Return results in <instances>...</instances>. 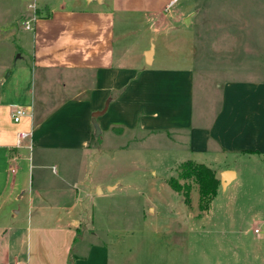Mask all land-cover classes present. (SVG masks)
I'll return each mask as SVG.
<instances>
[{
	"label": "crops",
	"instance_id": "1",
	"mask_svg": "<svg viewBox=\"0 0 264 264\" xmlns=\"http://www.w3.org/2000/svg\"><path fill=\"white\" fill-rule=\"evenodd\" d=\"M172 1L17 0L9 36L31 33L34 51L29 65L16 66L12 91L0 92V218L13 199L23 203L0 220V264H69L83 194L75 184V193L68 189L65 175L64 190L34 187L33 178L26 185L23 172L48 170L50 157L91 151L102 135L106 142L126 135L173 140L186 150V162L213 169L221 188L222 174L232 171L223 189L237 172L213 163L264 156V81H240L234 73L245 67L215 50L264 45V0ZM33 17L32 30H25ZM181 21L194 26L189 44L199 51L186 65H157V37ZM130 38L139 42L140 60ZM14 108L27 111L18 123ZM99 112L96 137L91 121ZM21 133L29 135L19 140Z\"/></svg>",
	"mask_w": 264,
	"mask_h": 264
},
{
	"label": "rangeland",
	"instance_id": "2",
	"mask_svg": "<svg viewBox=\"0 0 264 264\" xmlns=\"http://www.w3.org/2000/svg\"><path fill=\"white\" fill-rule=\"evenodd\" d=\"M16 6L17 0H0V78L6 79L0 83V92L5 95L14 88L16 66L29 65L33 60L32 34L25 33L24 39L20 33L19 38L17 34L14 39L9 36L8 28L15 20L8 19L16 18ZM174 26L178 27H171L166 38L160 34L157 37V65H186L185 59L189 60L194 50L199 51L189 44L194 26L189 28L183 21ZM136 42L134 38L127 41L132 43L134 57L140 60V45ZM258 44L215 50L228 52L227 58L233 56L238 66L245 67L234 73L240 81H264V71L259 69L264 62V45L260 41ZM210 55L215 60L216 54ZM106 140L102 135L91 151L76 158L45 159L48 170L23 172L26 185L33 178L34 187L41 183L64 190L67 184L59 177L65 175L68 189L75 193V184L79 195L83 194L79 202L81 216L77 218L82 221L72 237L69 264H264V156L213 163L217 170L233 169L237 178L224 189L220 185L205 210L200 207L197 186L179 177L187 160L186 150L178 143L139 135ZM173 180L181 185L192 184L189 204L184 203V192L170 187ZM98 190L103 193L98 194ZM22 204L13 199L2 217L17 212ZM26 216L25 207L20 218L26 220ZM34 217L37 219V215Z\"/></svg>",
	"mask_w": 264,
	"mask_h": 264
},
{
	"label": "trees",
	"instance_id": "3",
	"mask_svg": "<svg viewBox=\"0 0 264 264\" xmlns=\"http://www.w3.org/2000/svg\"><path fill=\"white\" fill-rule=\"evenodd\" d=\"M182 180L193 183L198 188L200 207H209L210 203L215 199L220 187V181L216 177L215 172L204 164H198L193 161L183 163L179 176ZM170 187L175 192H184V203H190V193L192 184L181 185L176 180L169 182Z\"/></svg>",
	"mask_w": 264,
	"mask_h": 264
},
{
	"label": "built area",
	"instance_id": "4",
	"mask_svg": "<svg viewBox=\"0 0 264 264\" xmlns=\"http://www.w3.org/2000/svg\"><path fill=\"white\" fill-rule=\"evenodd\" d=\"M176 1H178V0H173L172 3H175ZM35 21H36V18L33 17L31 20L25 22L24 29L28 30V31H31L32 30L31 23L35 22ZM10 115H11L12 121L14 123H18L22 117L27 115V111L22 109V108H14L11 111ZM28 135L29 134L21 133V134L18 135V139L19 140H24V139H26L28 137ZM19 140H18V143L20 142ZM7 162H8L9 165H11V168L9 169L10 173L11 174H15L16 169L13 167L15 159L14 158H9ZM256 233H258V230L256 231Z\"/></svg>",
	"mask_w": 264,
	"mask_h": 264
},
{
	"label": "water",
	"instance_id": "5",
	"mask_svg": "<svg viewBox=\"0 0 264 264\" xmlns=\"http://www.w3.org/2000/svg\"><path fill=\"white\" fill-rule=\"evenodd\" d=\"M99 115H100V112L94 113L92 116V121H91L96 137H98L100 135V129H99V126H98L97 121H96V118ZM233 177H234V173L232 171H225L221 177L222 178V181H221L222 187H225L231 181V178H233ZM110 190H112V188H109V191ZM98 194H101V190H98Z\"/></svg>",
	"mask_w": 264,
	"mask_h": 264
}]
</instances>
